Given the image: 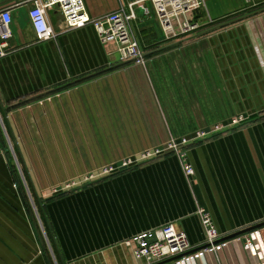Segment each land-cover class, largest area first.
I'll use <instances>...</instances> for the list:
<instances>
[{
    "label": "crops",
    "instance_id": "crops-1",
    "mask_svg": "<svg viewBox=\"0 0 264 264\" xmlns=\"http://www.w3.org/2000/svg\"><path fill=\"white\" fill-rule=\"evenodd\" d=\"M84 2L95 18L128 0ZM145 5L130 23L139 65L122 62L92 23L66 29L56 8V35L40 40L30 0H0L13 14L0 124L29 179L13 168L0 125V264H143L123 241L168 222L194 251L205 244L199 207L224 236L260 226L243 232L247 242L231 237L218 252L164 264H264V0H205L188 16L199 27L170 40ZM238 114L248 118L231 126ZM171 138L193 140L182 148L194 175L167 151L85 181Z\"/></svg>",
    "mask_w": 264,
    "mask_h": 264
},
{
    "label": "built area",
    "instance_id": "built-area-1",
    "mask_svg": "<svg viewBox=\"0 0 264 264\" xmlns=\"http://www.w3.org/2000/svg\"><path fill=\"white\" fill-rule=\"evenodd\" d=\"M147 0H128L127 6L107 12L99 17L92 18L87 13L84 0H30L32 7L29 18L38 39L48 40L55 37L56 33L48 21V11L58 9L62 13L64 27L80 28L92 23L98 31L102 43L114 42L122 62H133L144 65L145 52L131 29V22L137 18L136 7L148 13L145 5ZM161 25L166 39H175L182 35L193 33L198 23L188 16L200 9L205 0H150ZM13 14L10 9L0 10V58L5 57L9 49V40L13 37L11 25ZM248 115L238 114L234 117L231 126L241 124ZM219 127H216L218 130ZM205 132L198 131L193 140L202 138ZM192 139L181 140L171 138L161 146L144 149L137 154L126 156L113 163L105 164L89 172L85 181L94 180L114 171L128 168L135 163L151 160L167 151H174L179 156L186 176L194 175V167L187 158L183 146L189 145ZM69 184V183H68ZM74 184V183H73ZM72 185H66L71 187ZM56 191V189H54ZM197 214L200 217L205 232V244L192 250V245L184 231L178 230L173 222H168L157 228L141 231L126 238L123 244L130 247L136 259L143 264H156L163 260L176 257V263H186L204 257L207 253H215L225 248L231 241L221 234L212 219L210 212L205 207H199ZM252 233H255L254 231ZM153 236L155 238L153 240Z\"/></svg>",
    "mask_w": 264,
    "mask_h": 264
},
{
    "label": "rangeland",
    "instance_id": "rangeland-1",
    "mask_svg": "<svg viewBox=\"0 0 264 264\" xmlns=\"http://www.w3.org/2000/svg\"><path fill=\"white\" fill-rule=\"evenodd\" d=\"M139 9H140L139 7H136V8H135V11H136L137 14H138ZM190 14H191V13H190ZM190 14H189V15H190ZM131 23H132V22H131ZM0 125H1V128H2L1 130H2L3 134L5 135V136H4V142H3V144H6L7 149L10 150V151H9V158H10L11 161H12L11 163H12V165H14V166H16V167H20V164H19L18 159L15 158V155H16L15 152L17 151L16 153H18V155H19V151L17 150V148H16V151H15V144H14V143L12 144L11 141H10V142L8 141L9 138H8V136H7V133H6V130H5V127H4L2 121H1V124H0ZM0 133H1V132H0ZM3 134H2V133L0 134V139L2 138V135H3ZM10 156H12V158H11ZM13 156H14V157H13ZM13 159H14V160H13ZM71 183H72V184H71ZM67 185H72V186H73V182H70V184H67ZM70 188H72V187H70ZM70 188H69V189H70ZM54 192H56V191L54 190ZM237 236H243V237H244L243 239H244V241H246V242H247L248 239H249V237H248V233H245V234H244V233H241V234H239V235H237ZM237 236H234V237H237ZM234 237H233V238H234ZM231 239H232V238H231Z\"/></svg>",
    "mask_w": 264,
    "mask_h": 264
},
{
    "label": "water",
    "instance_id": "water-1",
    "mask_svg": "<svg viewBox=\"0 0 264 264\" xmlns=\"http://www.w3.org/2000/svg\"><path fill=\"white\" fill-rule=\"evenodd\" d=\"M259 226H260V225H253V226H251V227H248L247 229H244V230H242V231H239V232H236V233H234V234L228 235L227 238H231V237L237 236V235H239V234H241V233H243V232H247V231L253 230V229H255V228L259 227ZM154 240H155V238H154V236H153V240H150V242H152V241H154ZM197 249H198V248H197ZM195 250H196V249H195ZM177 258H178V256H176V257H172V258H169V259L163 260V261H161V262H158V263H156V264H164V263H167V262H170V261H174V260L177 259Z\"/></svg>",
    "mask_w": 264,
    "mask_h": 264
},
{
    "label": "trees",
    "instance_id": "trees-1",
    "mask_svg": "<svg viewBox=\"0 0 264 264\" xmlns=\"http://www.w3.org/2000/svg\"><path fill=\"white\" fill-rule=\"evenodd\" d=\"M15 151H16V147H15ZM16 152H17V151H16ZM17 156H18L19 164L21 165V168H22V171H23V176H24L26 182H29V179H28V177H27V175H26V173H25V170H24V168H23V164H22L21 158L19 157V155H17ZM13 168H14V165H13ZM31 192H32V191H31ZM33 198L35 199V195H34V194H33ZM25 200H26V198H25ZM28 208H29V207H28Z\"/></svg>",
    "mask_w": 264,
    "mask_h": 264
}]
</instances>
